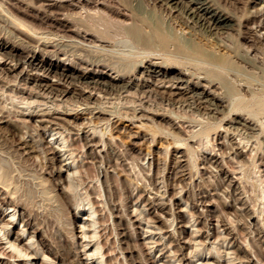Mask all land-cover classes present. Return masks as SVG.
<instances>
[{
	"label": "rangeland",
	"instance_id": "1",
	"mask_svg": "<svg viewBox=\"0 0 264 264\" xmlns=\"http://www.w3.org/2000/svg\"><path fill=\"white\" fill-rule=\"evenodd\" d=\"M54 1L0 0V36L13 38L6 17L11 13L39 30L48 27L36 15L60 18L70 28L81 22L77 20L78 5L56 1L64 4L56 8L45 4ZM210 2L229 16L228 25L215 34L214 40L222 44L218 47L211 39L206 44L179 10L172 9L166 16L169 8L163 0H105L106 5L98 7L108 18L123 23L131 22L138 13L151 19L150 23L161 21L179 42L182 40L180 44L198 45L208 58L219 57V62L229 59L231 65L224 68L197 61L200 57L196 54L172 52V46L168 52L160 51L165 58L182 59L185 67L180 66L192 81L205 74L213 81L212 94L210 88L194 87L173 95L164 88L171 80L158 83L146 74L148 82L139 86L142 69H134L132 61L141 58L143 49L125 34L113 35L104 50L93 53L85 51L92 47L74 42L80 37L72 31H60L66 39L58 45L66 56L62 55L63 61H53L54 56L49 55L43 57L44 68L32 64L36 69L30 70L23 64L20 49L13 55L5 49L0 58V175L9 173L4 177L16 198L2 206L6 208L0 225L8 222L5 232L9 230V234L6 238L4 229L0 230L1 264H43L42 253L50 264H264V108L260 109L264 103V0L258 4L252 0ZM252 29L259 30L254 38ZM79 53L135 75L120 80L112 79L115 73L111 71L82 73L79 67L85 63L79 60ZM48 62L54 63L49 72L45 70ZM62 66L71 77L58 76ZM32 73L50 80L56 89L37 86L28 78ZM178 76L182 74L175 69L166 79ZM97 78L107 85L94 88ZM85 80L90 82L88 87L79 82ZM153 82L158 83L159 91L149 86ZM175 84L184 87V83H172L171 87ZM66 87L81 89L79 96L59 93ZM220 89L235 93L231 102L215 104L212 95ZM232 98L241 102L238 107L243 106L245 112L238 111ZM133 113L136 116L129 118ZM238 114L254 117L260 127L244 129L242 122L232 120ZM7 118L17 128L3 122ZM105 126L108 131L103 139L95 136V147L86 144L84 136L90 137L93 128L101 131ZM11 213L13 222L8 221ZM22 228L25 232L19 246L33 257L10 256L7 241L15 240ZM238 248L239 258L234 253Z\"/></svg>",
	"mask_w": 264,
	"mask_h": 264
},
{
	"label": "bare ground",
	"instance_id": "2",
	"mask_svg": "<svg viewBox=\"0 0 264 264\" xmlns=\"http://www.w3.org/2000/svg\"><path fill=\"white\" fill-rule=\"evenodd\" d=\"M56 1H66L68 4L70 5H78L79 8H80V11H78V14L75 12V15H73L75 18H76V15L77 16H80V19L77 18V20L81 21V22H78V24L74 25V28H70V25L66 24V22L64 21H61L59 20L60 18H57V17H52V16H49V15H33L37 18V20H39V22L41 24H46L48 29L46 30H39L37 27L33 26L32 24H29V23H26L24 20L16 17V16H13V15H8L6 16L8 18V26L10 27V29L14 32L13 34V38H9L7 36L5 37H1L0 36V49H2L3 51L0 52V58L3 57V55L5 54V52H9L11 55H13V51H15V49H20L24 54L22 55L23 56V64H26L27 66H31L32 64H35V66L39 65V66H42L43 67V57L47 58L49 55L51 56H54V59L53 61H56V60H62L63 57L62 55L65 56V53L62 51L63 49H60L58 45H62L63 43H66V39H64L65 35L64 34H61L59 33L60 31H72L74 33V35L76 34V36L80 37L78 38V40L74 41L73 38H71V43L72 41L74 42H78L81 44V46L85 47H92L93 49L91 48H85L87 50H90L91 52L93 53H96L98 52V50H104V47L105 46H108V44L111 42V37L115 34H125L124 36H127L129 37V40H130V37L136 42V44L139 46V48L143 49V55L141 56V58H137L138 60H136L135 62L132 61V64L134 65V69H139L141 68V78H140V82H139V86L142 85H146L145 83L148 82V78H144L145 74L148 76V77H152V78H155V81H157L158 83L160 82H165V81H169L171 80V82L174 84V83H184V87H178L177 84H175V86L171 87L172 86V83L166 87H164V84L163 85H159L161 88L164 87V88H167L168 91H170V93H172L173 95H177V94H180V93H183L185 89H188V88H196V87H202L204 90L210 88L212 85H213V81H210L208 80V78H205V74L204 76L202 77H198L196 78L197 80L195 81H192L190 77L187 76V70L184 69V65L181 64V60L179 61H176L174 59H170V58H165L162 54V52H160L161 50L164 52H168V49L172 46V52H183V53H188V56L189 54H196L198 55L200 58V60H197V61H203V62H208V63H211L213 64V66H217V67H226L228 65H231V61L229 59H225V61L223 60V62H219L218 59L216 58H208V56H206V54L204 53V50L199 48L200 46L198 45H195V46H190V45H183V44H180L182 42H179L178 39L175 37V33L173 34V30L172 31H168L166 28L163 27L161 21H153L150 23V21H152L151 19H147L146 18L144 19V17H140V15H134L133 18H132V21L129 22V23H123L122 21H118V20H115V19H111V18H108V14L100 11V7H98V5L102 4L104 5L105 4V0H55L54 2L52 3H45L49 6H56L57 7H60V6H64V4H61V3H56ZM252 2L254 4H258L260 3V0H252ZM119 3V2H118ZM163 3L164 5H166V7H168V11L166 14V16H169V11H171L172 9L173 10H179L183 16L187 19V21H190L192 28L195 27L196 30L198 29V32L197 34H199L201 37H203L206 41V44L207 42L211 39V40H214L216 39V33L220 30V29H223L225 28L227 25H228V21H229V16L228 14H226L224 11H222V9H220L219 5H215L213 4L212 2H210V0H163ZM86 4H93V6H96L94 9H87L85 7ZM262 4V3H261ZM46 5V6H47ZM106 5V4H105ZM109 6V5H108ZM123 6V5H121ZM177 6V7H176ZM91 8V7H90ZM119 8V7H118ZM117 8V9H118ZM125 8V7H124ZM107 9H110V8H107ZM116 9V8H115ZM133 9V8H132ZM7 10V9H5ZM134 10V9H133ZM8 11V10H7ZM109 11H112L114 13H117V14H120V16L122 15H126L125 13L119 11V10H109ZM108 11V12H109ZM106 12V11H105ZM131 12V11H130ZM64 13V12H63ZM72 13H74L72 11ZM83 13V15H81ZM132 13V12H131ZM27 15H30L29 11H27L26 13ZM115 15V14H114ZM112 15V16H114ZM3 16V15H2ZM83 17H87V20L86 19H82ZM4 18V16H3ZM150 18V17H149ZM173 18V17H172ZM82 19V20H81ZM131 19V17H130ZM166 19L168 20L169 17H166ZM175 19V18H174ZM174 19L173 21L170 19L169 23L170 24H173L174 25ZM4 20V19H3ZM124 20V19H123ZM150 20V21H149ZM74 21V20H73ZM72 21V22H73ZM176 22H178L177 20H175ZM75 22V23H76ZM128 22V21H127ZM173 22V23H171ZM185 22V20H184ZM71 23V22H70ZM188 23V24H190ZM259 23V21H258ZM7 24V22H6ZM74 24V23H73ZM177 24V23H176ZM187 24V23H186ZM5 25V24H4ZM172 25V26H173ZM45 26V25H44ZM72 26V25H71ZM144 28H147L148 31H145ZM194 28V29H195ZM169 29L171 30V27H169ZM193 29V32L195 31ZM192 30V29H191ZM253 32L252 35H253V38L255 37V35L257 34L258 35V29H252ZM184 32V31H183ZM182 32V33H183ZM12 33V32H11ZM10 33V34H11ZM7 35V34H6ZM184 35V34H183ZM196 35V34H195ZM189 36V35H188ZM123 37V36H122ZM199 37V36H198ZM257 37V36H256ZM115 38V37H114ZM117 38V37H116ZM120 38V37H119ZM124 38V37H123ZM259 38V36H258ZM75 39V38H74ZM80 39V40H79ZM201 39V38H200ZM69 40V39H68ZM116 40V39H115ZM114 40V43L116 42ZM122 40V39H121ZM125 40V39H123ZM252 40H255V39H252ZM70 41V40H69ZM263 41V40H262ZM84 42H90L93 44L89 45L87 43H84ZM98 42V43H97ZM130 42V41H129ZM131 43H133V41H131ZM130 43V44H131ZM210 43V42H208ZM113 44V43H111ZM110 44V45H111ZM123 44V43H122ZM128 44V45H130ZM134 44V45H136ZM197 44V43H196ZM216 44V47L218 46H222V44L219 42V40H214V43L213 45ZM136 45V46H137ZM212 45V44H211ZM75 46V45H74ZM132 46V44H131ZM130 46V47H131ZM136 46H134L136 48ZM198 46V47H197ZM76 47V46H75ZM132 48V47H131ZM138 48V47H137ZM5 49L7 51H5ZM79 49V47H78ZM80 49H83V48H80ZM132 51V50H131ZM133 51H134V48H133ZM170 51V50H169ZM66 52V51H65ZM81 52H83L81 50ZM88 52V51H87ZM103 53V52H102ZM106 54V52H104ZM103 53V54H104ZM109 53V52H108ZM141 53V52H140ZM230 53V51H229ZM69 54V53H68ZM110 54V53H109ZM176 54V53H175ZM180 54V53H179ZM67 55V54H66ZM76 55V54H75ZM81 53L78 54V58L79 60L81 61H84L85 65H82V67L80 66L79 69L82 73H94L95 75L97 74H105L106 71H111L113 73H115L113 76H110L112 77V79H115V78H118L120 80H123L125 79L126 77H130V75H135V72L132 73V72H129V71H125L126 69L124 70H121L123 67V64L121 63L122 66H120L121 69H117L118 67L113 68V67H109V65L107 66L106 64H104L102 61V59H99V60H91L88 56L89 55H86L87 57L84 58ZM101 55V54H100ZM107 55V54H106ZM173 55V54H171ZM185 55V54H184ZM223 55V54H221ZM39 56V57H38ZM41 56V57H40ZM94 56V55H92ZM97 56V55H95ZM99 56V55H98ZM109 55H107L108 57ZM236 56V55H235ZM66 57V56H65ZM69 57V56H68ZM67 57V58H68ZM107 57H104L107 58ZM125 57H129V56H125ZM132 57V56H131ZM169 57V56H168ZM195 57V56H193ZM77 58V57H76ZM89 58V59H87ZM101 58V56L99 57ZM163 58V60H162ZM165 58V59H164ZM177 58V57H176ZM71 59H73V56L71 57ZM123 59V58H121ZM126 59V58H125ZM179 59V58H178ZM195 59V58H194ZM38 60V61H37ZM51 60V59H50ZM191 60V59H190ZM196 60V59H195ZM37 61V62H36ZM45 61V60H44ZM63 61V60H62ZM106 61V60H105ZM186 61V60H185ZM47 62V60H46ZM187 62V61H186ZM190 62V61H189ZM188 62V64H190ZM70 63V62H69ZM128 63V62H127ZM131 63V62H130ZM130 63L126 64V65H129ZM196 63V62H195ZM200 63V62H199ZM48 66L45 68V70H48L51 71V67L54 65L53 62H48L47 63ZM71 64V63H70ZM187 64V63H186ZM194 64V63H192ZM191 64V65H192ZM197 64V63H196ZM202 64V63H201ZM206 64V63H205ZM76 65V64H75ZM120 65V64H118ZM184 66V67H181V66ZM199 65V64H198ZM197 65V66H198ZM114 66V65H112ZM116 66V65H115ZM114 66V67H115ZM181 68H180V67ZM187 66V65H186ZM206 66H208L206 64ZM205 66V67H206ZM11 67H15V64L14 66L11 65ZM188 67V66H187ZM198 67L201 68V66L199 65ZM209 67V66H208ZM207 67V68H208ZM22 68H24V65L22 66ZM36 69L35 67H30L28 70L30 69ZM212 68V67H210ZM131 69V67H130ZM175 69H178V73L179 74H182V76H178V77H170V78H167L166 77L168 76V74L170 73V71L172 70H175ZM194 69V68H193ZM67 70L68 68L67 67H63L62 66V71L59 72L58 76L62 75V77H71V74H68L67 73ZM192 70V69H191ZM25 73V71H23ZM132 73V74H131ZM189 73V72H188ZM27 74H28V71H27ZM32 76L28 77L29 79L33 80L35 82V84L37 86H40V87H45L46 88H52V89H56L55 85L51 82H49L50 80L48 79H45L43 78L42 76H39L37 73H32L31 74ZM184 75V76H183ZM186 75V76H185ZM59 76V77H60ZM61 77V78H62ZM134 77V76H132ZM174 78V79H173ZM203 79V80H202ZM96 84L94 85V88L96 86V88L98 87L97 84H102V85H107V83H104V82H101V81H98V78L97 79H94L93 80ZM125 81V80H124ZM129 80H127L126 83H128ZM137 81V80H136ZM136 81H133V82H136ZM139 81V80H138ZM79 82H85V86L88 87V81L85 80V81H79ZM125 83V84H126ZM155 82H153L152 84H150L149 86L152 87L153 91L154 90H158V83L154 84ZM109 85V84H108ZM114 85V83H113ZM243 85V84H242ZM215 88L216 85L214 86ZM213 87V88H214ZM113 88V87H111ZM180 88H183L182 90ZM214 88V89H215ZM218 88H221V87H218ZM115 89V88H114ZM223 89V88H221ZM221 89L220 91H218V93H214L212 96L217 100L216 101V105L217 103H219V105H223V103H228L232 97V95L234 94H230V93H225V92H221ZM226 89V87H225ZM235 89V88H234ZM243 89V88H241ZM80 90L81 89H77V88H74V87H66L65 89H62V90H59L60 92L59 93H72V95H76V96H79L80 94ZM142 90V89H141ZM166 90V91H167ZM216 90V89H215ZM229 91H233V89H228ZM145 91V90H144ZM166 91H164L165 93H167ZM223 91V90H222ZM118 92V91H117ZM163 92V91H162ZM209 93L211 92H214L212 91V89L210 88L208 90ZM234 92V91H233ZM238 92V91H237ZM236 92V93H237ZM91 94V93H89ZM212 94V93H211ZM241 94V93H240ZM59 95V94H58ZM181 95V94H180ZM89 96V95H88ZM231 96V97H230ZM239 97H241L240 95H238ZM238 96L236 97L237 99H241L242 98H238ZM187 97V96H186ZM212 97V98H213ZM174 98V97H173ZM262 98V97H261ZM235 99V98H234ZM234 99L232 98V101L234 102ZM172 100V99H171ZM174 100V99H173ZM229 100V101H228ZM237 101V100H236ZM234 102L235 103H238L240 102L238 100V102ZM82 102V101H81ZM185 102V101H184ZM215 102V101H214ZM231 102V101H230ZM242 102V101H241ZM240 102V103H241ZM87 103V102H86ZM240 103H238L237 105L235 104V106L238 107V105H240ZM84 104V103H83ZM194 104V103H193ZM230 104H233V103H230ZM262 106V107H261ZM225 107V106H224ZM234 107V106H233ZM243 107V106H242ZM240 107L241 109H244L245 108H242ZM245 107V106H244ZM259 106H257L256 110L258 109ZM260 109H263L264 108V103H262L260 105ZM215 108V107H214ZM226 108V107H225ZM239 108V107H238ZM239 110L238 111H242V110ZM133 110H135V108H132ZM260 109H258L260 111ZM48 110V109H47ZM231 110V109H230ZM255 110V111H256ZM236 111V110H235ZM234 111V113H235ZM248 111V110H246ZM99 113H102L101 111H97ZM233 112V110H232ZM237 112V111H236ZM245 112V111H244ZM243 112V113H244ZM117 113V112H116ZM209 113V112H208ZM226 113V112H225ZM251 112H248L247 114H250ZM257 113V112H256ZM255 113V114H256ZM260 113V112H259ZM114 114V113H113ZM125 116H128V113L126 114V112L124 113ZM121 113V115H124ZM252 114V113H251ZM254 114V113H253ZM252 114V115H253ZM120 115V116H121ZM131 114H129L130 116ZM223 115V114H222ZM119 116V117H120ZM135 115V113H133L129 118H133ZM224 116V115H223ZM255 116V115H254ZM257 116V115H256ZM255 116V117H256ZM7 117V115H6ZM13 117V116H12ZM177 117V116H176ZM238 118H235L233 117L232 120L236 121V122H242L241 124L244 126V129L245 127L250 129V130H254V129H257L258 125H261V123L258 124V121L254 119V117H250V116H246V115H237ZM237 119H239L237 121ZM49 120V119H48ZM107 121V119H106ZM229 121V120H228ZM231 121V120H230ZM2 122V121H0ZM3 122H8L7 124H10L12 126H14L15 128H17V125H15V123H13V121H11L10 118H7L6 120H4ZM263 122V121H261ZM94 127V125L92 126ZM107 127L105 126V128L101 129V131H99L97 128H93L91 130V136L90 137H87L84 136V138L86 139V144H89L90 143V146H94L97 144L96 140L95 139V136L97 137V135L102 138L103 134H105L106 132V129ZM236 128V127H235ZM98 131H96V130ZM228 129V128H227ZM237 129V128H236ZM261 129V128H260ZM108 131V130H107ZM110 131V130H109ZM226 131V129H225ZM263 131V129H262ZM23 133V132H22ZM97 133V134H96ZM261 133V132H260ZM247 134V133H246ZM238 135V134H237ZM24 135L21 136V138H24L23 137ZM176 138V137H175ZM174 138V139H175ZM208 138V137H207ZM25 139V138H24ZM103 139V138H102ZM101 139V140H102ZM177 139V138H176ZM175 139V140H176ZM241 139V138H240ZM174 140V141H175ZM178 140V139H177ZM180 140V138H179ZM183 140V139H181ZM100 141V140H99ZM245 141H247L245 139ZM178 143H180L179 141H177ZM199 142V141H197ZM212 142V141H211ZM103 143V142H102ZM182 143V142H181ZM234 143L236 145H238L240 143V141H237ZM247 143V142H246ZM184 144V143H183ZM212 144V143H211ZM210 146V145H209ZM228 146V145H227ZM243 147H245L246 145L245 144H242ZM6 147V146H5ZM214 148V146H212L211 148H208V150L210 149V151ZM25 149V148H24ZM51 149V148H50ZM95 149V148H93ZM241 150V149H240ZM2 151V150H0ZM93 151V150H92ZM73 153V152H72ZM239 153V152H238ZM233 158V157H231ZM74 161V160H73ZM192 162V161H191ZM230 163V162H229ZM132 166V165H131ZM253 166V165H252ZM61 167V166H60ZM240 167V166H239ZM82 168V167H81ZM231 168V167H230ZM84 169V168H83ZM133 170V169H132ZM237 170V169H236ZM5 172V171H4ZM1 173V172H0ZM7 173V171H6ZM240 175V174H238ZM4 176H10L9 173L7 175L4 174ZM3 175H0V188H1V194H4V195H1L0 196V199H1V202H0V221L4 218L5 215L2 216L1 212H4V207H2L3 205H10L11 202L13 201L12 199L16 198L14 197V191L11 189L13 187L10 186V183L7 182V179L6 177H4ZM140 179V178H139ZM145 181V180H144ZM153 181V180H152ZM12 183V182H11ZM13 184V183H12ZM39 184V183H38ZM81 184V183H80ZM15 185V184H13ZM11 187V188H10ZM5 188V189H4ZM4 190V191H3ZM251 190V189H250ZM247 191V190H245ZM100 192V191H99ZM87 193V192H86ZM14 197V198H13ZM16 202V201H15ZM252 203V202H251ZM91 206V205H90ZM9 208V206H8ZM9 213V212H8ZM7 213V214H8ZM6 214V215H7ZM14 215V213H11L10 214V218L8 219V221L10 222H13L12 220V216ZM23 218V217H22ZM21 218V219H22ZM26 222V221H25ZM1 223V222H0ZM8 223V222H7ZM7 223L5 222H2V224L0 225V230L4 229L2 235L5 236L6 235V238L8 237L7 235L9 234V230H6L5 232V229L8 228L7 227ZM22 224V223H21ZM27 224V222H26ZM85 230V229H84ZM25 232V228L21 229V231H18V237L16 236L15 237V240H8L7 243H9V247H10V251L12 253V255L10 256H20V255H29V256H32L33 257V253L32 254H29V252H26V250L24 249L23 250V246H19V242L21 240V237L22 234H24ZM258 234H259V231H257ZM261 232V230H260ZM82 233V232H81ZM261 237H263V233L262 235H260V237L258 238L259 240H261ZM1 238V237H0ZM264 241V240H263ZM25 244V243H24ZM32 245V244H31ZM34 245V244H33ZM83 246V245H82ZM98 246V245H97ZM96 247V246H95ZM216 248V247H215ZM5 249V248H4ZM210 249V248H209ZM219 248H217L218 250ZM97 250V249H96ZM216 250V251H217ZM244 250V249H242ZM24 251V253L22 252ZM241 251V248H238V249H234V253L236 254V257L239 258V256H237V254H239V252ZM254 251V250H253ZM96 252V251H95ZM0 253L2 254L3 251H0ZM35 253V252H34ZM215 253V252H214ZM254 253V252H252ZM4 254V253H3ZM39 254V253H38ZM37 252L36 254L34 255H38ZM42 262H45L47 264H50L48 261L49 258H47L45 256L44 253H42ZM213 257V255H212ZM215 259V257H214ZM257 259V258H256ZM216 260L218 261V258H216ZM43 263V264H45ZM52 263H55V262H51ZM0 264H1V261H0ZM4 264H12V263H9V262H5Z\"/></svg>",
	"mask_w": 264,
	"mask_h": 264
}]
</instances>
